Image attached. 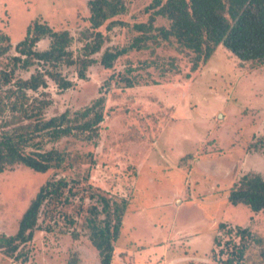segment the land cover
<instances>
[{
    "label": "rangeland",
    "instance_id": "rangeland-1",
    "mask_svg": "<svg viewBox=\"0 0 264 264\" xmlns=\"http://www.w3.org/2000/svg\"><path fill=\"white\" fill-rule=\"evenodd\" d=\"M1 1L0 33L13 43L23 37L30 21L38 19L55 30L67 29L74 38L71 48L78 51L79 34L89 25L87 0ZM151 1L126 0V12L115 18L127 25L99 28L107 37L103 48L127 44L137 34L132 24L147 20L149 13L143 9ZM154 25L167 26V20L157 16ZM47 46L46 38L36 48ZM12 53L14 49L8 52ZM94 56L98 59L100 53ZM190 56L164 40L128 51L110 69L97 61L88 67L86 79L77 78L72 66H59L73 86L60 90L47 79V87L29 91L46 92L50 104L44 113L49 117L83 107L98 95L109 74L134 67L135 86L112 84L104 91V119L96 145L72 137L46 145L93 152L96 164L88 181L109 195L129 198L111 264H223L210 259L213 238L223 235L218 226L223 221L254 225L264 236V216H248L246 206L229 204L226 198L241 174L255 171L264 176V147L253 146L264 140V61H242L219 45L187 78ZM171 57L176 72L158 69L172 68ZM152 59L158 67L141 68L142 61ZM8 61L1 58L0 65ZM33 71L34 67L17 69L14 77L26 78ZM86 167L80 163L39 173L16 164L0 172V234L15 233L22 213L46 181L65 177L81 187ZM91 201L80 202L76 196L72 202L44 207L47 212L39 216V225L46 230H35L33 239L17 249L27 260L0 249V264H66L74 253L79 264H100L84 228ZM258 249L251 241L240 264H261Z\"/></svg>",
    "mask_w": 264,
    "mask_h": 264
},
{
    "label": "trees",
    "instance_id": "trees-1",
    "mask_svg": "<svg viewBox=\"0 0 264 264\" xmlns=\"http://www.w3.org/2000/svg\"><path fill=\"white\" fill-rule=\"evenodd\" d=\"M86 4L89 25L79 34L81 45L77 52L71 48L74 38L67 29L55 30L38 19L27 24L23 37L16 43L0 33V60L9 59L0 65V172L16 164L39 173L50 168L87 164L84 185L79 187L65 177L46 181L22 213L15 233L0 234V249L14 259L20 257L22 262L27 257L21 249L17 250L20 244L31 241L35 230H46L39 225V216L47 212L44 207L72 202L78 196L80 202L85 198L92 200L85 208L84 228L97 251L99 263L111 264L114 244L129 204V198L109 195L88 181L90 169L96 164L93 152L81 154L46 145L68 137L96 145L104 119V91L112 84L135 86L138 78L131 73L134 67L109 74L99 86L98 95L83 107L46 117L44 111L50 104L44 96L46 92L41 90L33 95L29 91L47 87V79L60 90L73 86V81L57 70L59 66H72L77 78L86 79L88 67L95 62L110 69L128 51L140 50L149 44L157 46L164 40L172 41L180 51H189L187 78L219 45L242 61H264V0H152L143 9L149 13L147 20L132 24L137 34L125 45L104 48L107 37L99 28L104 25L106 30H111L127 25L115 18L126 12V0H87ZM157 16L166 19L167 26L154 25ZM46 38L48 46L37 49V43ZM11 49L14 53L9 55ZM97 53H100L98 59L94 56ZM168 64L172 68L158 69L178 70L172 57ZM140 66L158 67L154 59L142 61ZM30 67L34 71L28 77H14L17 69ZM253 146L264 147V140ZM226 198L229 204L246 206L250 210L246 209L248 216H264V176L255 171L241 174L230 184ZM218 226L223 229V235L213 238L210 259L240 264L252 241L259 247V262L264 264V236L256 232L254 225L223 221ZM72 235L78 237V234ZM66 264H79L78 255L71 254Z\"/></svg>",
    "mask_w": 264,
    "mask_h": 264
},
{
    "label": "crops",
    "instance_id": "crops-1",
    "mask_svg": "<svg viewBox=\"0 0 264 264\" xmlns=\"http://www.w3.org/2000/svg\"><path fill=\"white\" fill-rule=\"evenodd\" d=\"M6 1V0H5ZM0 2H2L1 0H0Z\"/></svg>",
    "mask_w": 264,
    "mask_h": 264
}]
</instances>
